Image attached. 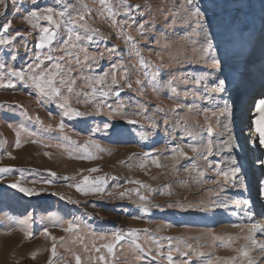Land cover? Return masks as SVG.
Segmentation results:
<instances>
[{
  "label": "rangeland",
  "instance_id": "rangeland-1",
  "mask_svg": "<svg viewBox=\"0 0 264 264\" xmlns=\"http://www.w3.org/2000/svg\"><path fill=\"white\" fill-rule=\"evenodd\" d=\"M195 3L213 17L214 33H219L218 25L226 17L245 22L250 39L241 60L247 64L249 90L243 98L231 83L223 99L215 95V81L207 75L211 57L202 51L197 21L185 0H105L106 7L99 0H38L36 5L30 0H9L6 17H0V28L9 20L11 26L8 33H0V38L17 32L19 36L8 45H0V64L5 65L0 69V168L14 170L0 176V264H75L77 255L82 264L99 255H104L108 264H168L167 238L173 246V264H236L233 258L239 264H248V259L264 264V253L244 239L253 225L259 228L260 224L245 214L243 205L253 184L258 196L257 216L264 214V198L259 201L258 190L264 169L255 176L243 169V151L233 147L235 132L240 133V129L231 126L233 105L239 104L240 115L247 112L253 116V101L264 95V44L259 41L264 0ZM213 3L218 6L215 10ZM48 7L54 10L53 24L43 20L35 23L57 33L50 46L52 56L73 53V63L66 67L73 69L72 78L77 83L73 93L62 89V95L68 108L83 114L80 118L63 117L64 109L10 74L24 70L37 51L49 53V49H36L39 27H31L25 13L26 9L38 8L43 14ZM77 34H95L94 42L77 41ZM69 38L70 44L85 46L89 55L96 54L95 63L84 62V52L65 45ZM113 48L117 51L110 52ZM76 56L80 65L75 63ZM68 59L65 56V61ZM141 59L151 70L159 71L161 83L172 80V87L157 89L145 80L143 72L147 69L141 67ZM49 63L46 61L45 66ZM114 63L118 65V84L113 86V93L119 91L120 95H110L103 103L99 97L84 95L90 88L83 77L109 71ZM237 63L229 61L231 75ZM137 79L142 86L135 83ZM10 83L14 86L7 87ZM209 92H213L211 99L207 98ZM225 104L230 114L221 116L217 106L223 108ZM128 119L135 123L128 124ZM62 120L65 127L61 130ZM104 122L128 131L119 136L97 132ZM209 126L214 134L210 156L206 151ZM21 127L25 131L18 137ZM188 131L197 134L195 138L189 137ZM247 131L240 134L245 139ZM229 140L231 146L226 147ZM249 141L245 144L247 152ZM191 146H196L197 152H192ZM261 157L264 160V155ZM232 168L240 169L235 177ZM98 177L105 178L103 192L84 195L76 190L85 178L91 182ZM17 182L40 194L27 197L7 187ZM121 193L125 195L121 197ZM140 195L146 197L147 213L142 211ZM69 223L73 231L65 232ZM45 230L48 237L43 234ZM133 230L139 235L142 251L130 239L115 245L114 235ZM253 239L264 243L260 232ZM109 243L114 244L112 254L103 247ZM93 244L101 249L99 253ZM53 245L55 256L51 254ZM241 247L249 257L237 251Z\"/></svg>",
  "mask_w": 264,
  "mask_h": 264
},
{
  "label": "snow or ice",
  "instance_id": "snow-or-ice-1",
  "mask_svg": "<svg viewBox=\"0 0 264 264\" xmlns=\"http://www.w3.org/2000/svg\"><path fill=\"white\" fill-rule=\"evenodd\" d=\"M31 4L36 5L38 4V0H30ZM211 2V0H210ZM99 3L102 7H106L105 0H99ZM185 3L187 5L192 6L189 9V13L192 17H194L197 21V27H198V34L202 37V51L207 55L211 57V71L207 74L210 76H213V79L215 81L213 85L214 93L215 95L219 96L220 99H223L222 94L227 91V85L230 83L235 85L236 90L241 94V98H243V95L247 94L248 92V73H247V64L244 63L241 58L245 53L249 36H248V30L244 27V21L237 17L233 19L231 16L226 17L223 19L221 23H219V33L213 32V25L214 20L213 17L209 14V11L205 10L200 5H197L195 3V0H185ZM13 7H16L15 4L12 5ZM9 8V0H0V17H6L7 12ZM137 10L139 6H136ZM212 8L215 10L218 8L216 4H212ZM53 8L48 7L43 10V14H41L40 9L33 8L31 11L25 10L26 13V19L31 27L37 28L39 27V39L36 43L35 47L38 50H44L49 49L48 54L41 55L40 51H37L35 59L32 63H29L26 65V68L21 71H11V76L15 77L16 79L26 83L30 84L37 90L38 94L43 97L47 98L50 102L56 103L57 106L61 109H64L62 116L66 118H80L83 114L79 111L72 110L71 108L67 107V98L62 95V89H66L68 93H73V86L76 85L77 80L76 78H72V72L73 69L71 67H66V65H71L73 63V53L70 51H65V54L59 57H54L50 54L51 47L56 39V32L53 29H50L47 26L40 27L36 21H47L49 24H53L54 22V16H53ZM60 15L63 16V12H60ZM81 21L84 20V16L81 15L79 17ZM74 23V22H73ZM11 26V21L9 20L7 23H4L2 25V28H0V33H8L9 28ZM81 27L85 28V32H87V28L84 25H81ZM139 29L141 32L144 30V24L141 23L139 25ZM94 35H85L81 36L77 34V41L81 39H86L89 42H94ZM19 36V32L15 33L13 36H3L0 38V45H8L11 42L15 40V38ZM65 45H68L72 48H79L80 51L84 52L83 61L87 62L89 60L93 61L95 63L96 61V54L89 55L87 51V47L78 45V44H70V38L66 39L64 41ZM110 52L117 51L115 48L110 49ZM101 58L103 57V53L99 54ZM65 56H67L69 59L65 61ZM234 60L238 61L237 65L231 69L232 72H234V75L230 74V65L229 61ZM50 61L51 63L47 64L45 66V62ZM61 61H65V63H61ZM75 63L77 65H80L82 62L79 58V56L75 57ZM140 65L142 68L147 69L143 72L144 79L147 80L154 88L164 87V88H170L172 87V80H167L163 83H161L157 77L160 75L158 70H151L149 64H147L143 59L140 60ZM5 65L0 64V69L4 68ZM88 67H91V65H88ZM117 64H111L109 71H105L102 74L98 75H90L83 77L87 84L86 86L90 88V92L84 93L86 96H90L93 99L96 97L101 98L100 102L103 103L104 100H106L110 95L115 94L116 96H119V91H116L113 93V86L118 84L117 80ZM109 76L111 77L109 81ZM221 76L223 78H221ZM123 78V77H122ZM206 77H201V79H205ZM197 83L200 81L197 80ZM135 83L138 86H142V81L140 79H137ZM7 87H13V84L6 85ZM129 88H131V83L127 85ZM80 93H76V95H79ZM213 96V92L207 93V98L211 99ZM62 101V102H61ZM110 108V106H109ZM220 115L223 116L225 114H230V111L227 107V104L223 108H219ZM99 111V109H97ZM111 110V108H110ZM139 113H137L138 115ZM214 118L219 122L220 117L215 115V112L213 113ZM205 119H209V117L205 116ZM128 124H134L135 121L128 119L126 121ZM165 126L167 127L168 121H164ZM252 126L254 130L258 133V142L259 146L264 148V95L259 97L257 101L255 102L254 106V114L252 116ZM65 127V124L62 122L59 124V128L62 130ZM103 131L106 135H122L123 132L128 131L127 129H121L118 128L115 124H111L109 122H104L103 128H97L96 131ZM25 129L23 127L20 128V131L17 132V136L19 137L20 132H24ZM187 135L189 137L195 138V135L193 132L188 131ZM213 131L212 127L209 126L207 129V153L208 155H212L213 153ZM255 143V142H253ZM19 145V140H17V146ZM203 145H201L202 147ZM226 147L231 146V141L225 142ZM96 147H99L98 145ZM85 150H87V146H85ZM192 152H197L196 146H191ZM180 156H184L183 152H180ZM261 155H264V153H261ZM90 158V156H89ZM207 159V157H205ZM260 164L264 166V160L260 161ZM219 167V165H217ZM14 171L11 168L3 167L0 168V176H2L5 173H10ZM95 171V169H93ZM232 176L235 177L239 172V168H232L231 170ZM54 175V174H52ZM228 178V174L225 173V179ZM43 183H51V181H44ZM139 183V182H136ZM104 184H105V178L104 177H98L94 181H89L87 178H85L81 185L76 186V190L80 192L81 194L87 195L89 193H101L104 191ZM244 180H240V185L243 186ZM259 184V195L261 198H264V179H260L258 181ZM8 188L14 189L19 193H22L24 196L32 197L35 195H39L40 193L35 191L34 189H29L27 187H22L18 182L12 183L7 186ZM141 187H145L144 185H141ZM121 197L125 195V193L120 194ZM139 200L142 204V211L144 213L148 212V207L144 206L146 202V197L144 195L139 196ZM243 205L245 206L244 211L245 214L251 218V212H250V201L245 199L243 201ZM236 227L237 225H233ZM65 232H71L73 231V224L69 223L67 228L63 229ZM256 232L264 233V229L257 228L255 225L252 226L251 234L248 236H245L244 239L248 242H250L251 246L253 248H258L262 253H264V243H257L253 236ZM44 236L48 237L49 233L47 230L44 231ZM54 240L55 238L52 237ZM100 239H105L104 236H101ZM127 239H130L131 244L135 246L136 249L142 251L141 245L138 243L139 235L135 230L132 232H128L125 235L116 234L113 236V240L115 242V245H119L122 241H125ZM169 240L168 245V252L167 255V261L168 264H173V256L171 254L173 250V246L171 244V238H167ZM213 239H217V237H213ZM231 239V238H229ZM82 242V241H81ZM93 249L96 253H99L101 251L100 248L96 247L95 244H93ZM104 248L107 249V252L109 254H112L114 252V244L109 243L103 245ZM162 247V245H161ZM85 252H88L89 249L85 247ZM237 251L245 258L249 257V252L246 250L245 247H241L240 249H237ZM52 256L56 255V247L53 245L51 249ZM159 255H162L161 253H158ZM187 255V253H185ZM203 255V254H201ZM136 259H140V257L137 255ZM236 261V264H239V261L236 260V258H233ZM108 264L106 258L104 255H99L98 257H90L88 261L85 262V264ZM49 264H51V261H49ZM75 264H82L81 257L79 255L75 256ZM248 264H255V262L251 259H248Z\"/></svg>",
  "mask_w": 264,
  "mask_h": 264
},
{
  "label": "bare ground",
  "instance_id": "bare-ground-1",
  "mask_svg": "<svg viewBox=\"0 0 264 264\" xmlns=\"http://www.w3.org/2000/svg\"><path fill=\"white\" fill-rule=\"evenodd\" d=\"M261 19H263V20L260 22V27H259V29L262 30L261 33H260V36H259V41L261 39L263 41V44H264V12L262 14V18ZM249 39H250V37H249ZM262 65L263 64H260V66H262ZM245 99H246V97H245ZM256 100H254L252 105H251L252 106L251 111H254V106H255ZM233 106H234L233 107L234 116H233V120H232L233 123H232L231 126H235L237 129H240V131H239L240 133L235 132L236 136H235L234 146L233 147L235 149H238V150L241 149V151H243L244 158L248 157V155H250V153L252 154V158H255V154H257V158H256V160H254L255 162L253 163L251 161L252 158L248 159L247 162H245V164L243 165V169L246 170V171L247 170L250 171V175H252V176L255 175V174L259 175V174L262 173V171L264 169V166H262L260 164V161L262 160L261 153H262V151H264V148L259 146L258 134H257V132H255V130H254L253 126H252V116L249 113L248 118H249L250 121L246 122V125H244V123H242L243 118L241 117V115H239V112H241L240 109H239L240 108L239 104L236 103ZM238 106H239V108H238ZM246 128L248 130L247 131L248 138L245 139L240 134H242V131L244 132ZM247 140H250L249 141L250 144L248 143L249 144V148H247L248 149V153H247V151H245V144H246ZM241 142H242V144H241ZM253 142H255V143H253ZM253 186L254 185L252 184L249 187V189H248L250 191V192L248 191V197H249V200H250V204H252L251 207L254 208L253 212H251V214H252L251 216H252L253 219L255 218V220L260 224L259 228L260 229H264V214H262L261 216H257V213H256V208H257L256 207V203H257V199H258L257 197L258 196H256L255 193L253 192V188H252ZM261 200H262V198L260 197L259 201H261ZM261 234H262V236H264V233H261Z\"/></svg>",
  "mask_w": 264,
  "mask_h": 264
},
{
  "label": "water",
  "instance_id": "water-1",
  "mask_svg": "<svg viewBox=\"0 0 264 264\" xmlns=\"http://www.w3.org/2000/svg\"><path fill=\"white\" fill-rule=\"evenodd\" d=\"M238 104V103H237Z\"/></svg>",
  "mask_w": 264,
  "mask_h": 264
}]
</instances>
